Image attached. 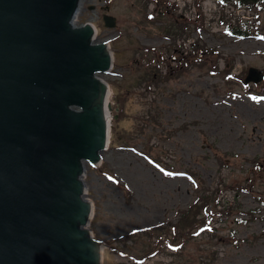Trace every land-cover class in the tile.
<instances>
[{
  "label": "rangeland",
  "instance_id": "rangeland-1",
  "mask_svg": "<svg viewBox=\"0 0 264 264\" xmlns=\"http://www.w3.org/2000/svg\"><path fill=\"white\" fill-rule=\"evenodd\" d=\"M167 1L177 10L157 7L152 0L84 1L79 25L95 26L97 40L112 47L114 65L103 79L110 87V141L115 143L102 163L85 174L94 209L89 228L105 245L103 264H264V179L246 190L251 161L264 159V97L253 95L264 81L243 83L250 68L264 74V12L254 19L234 4L202 0L198 19L199 0ZM105 13L117 19L116 28L105 26ZM174 20L185 31L188 26L175 44L161 28ZM246 26L255 31L251 37L234 33ZM197 42L221 55L206 54L202 68L192 66L179 78L153 80L149 86L143 82L148 78L143 64L153 59L145 58L146 49L168 47L163 57L175 67L180 56L190 58ZM169 64L161 65L162 77ZM231 64L237 79L224 74ZM102 165L106 173L100 172ZM207 190L211 194L204 195ZM214 192L241 213L217 212L209 228L197 231L183 250L166 249L153 259L135 261L152 239L146 230L176 223L178 211L194 206L201 195L211 196L212 202ZM134 232L138 235L122 241Z\"/></svg>",
  "mask_w": 264,
  "mask_h": 264
},
{
  "label": "water",
  "instance_id": "water-1",
  "mask_svg": "<svg viewBox=\"0 0 264 264\" xmlns=\"http://www.w3.org/2000/svg\"><path fill=\"white\" fill-rule=\"evenodd\" d=\"M84 1L0 0V264L103 261L85 174L110 143L113 56L79 25ZM262 81L250 68L244 84Z\"/></svg>",
  "mask_w": 264,
  "mask_h": 264
},
{
  "label": "trees",
  "instance_id": "trees-1",
  "mask_svg": "<svg viewBox=\"0 0 264 264\" xmlns=\"http://www.w3.org/2000/svg\"><path fill=\"white\" fill-rule=\"evenodd\" d=\"M152 1L157 5V7H164V8L176 7L175 4H172L167 0H152ZM201 2L202 0L198 1L199 4V14L197 17L198 19L203 16L202 14L203 11H201V7H200ZM216 2H218L220 5L224 7H226L227 4H234L236 5L237 8L244 9L246 12L252 14L254 19H259L261 14L264 12V0H216ZM148 16L150 18V15ZM245 22H250V21H245ZM195 23L198 24L197 20ZM258 23L259 22H257V24ZM161 28H163V30L165 31V36L169 37V39L172 40L173 44L177 42L178 37H181L182 35L183 36L187 35L186 32L188 30L187 29L188 26L185 31V27L178 25V23L175 22V20L171 23V25L166 27L163 26ZM254 32L255 31L252 30V27L246 26L245 30L238 29V31H235L234 33L239 37L248 38L251 37L254 34ZM259 32H261V29L259 30ZM255 36H263V35H255ZM199 42H197V46H198L196 47L197 58L196 61L194 62V65L196 67L202 68L203 64L201 62H203V57L206 54L218 55V56H220L221 54L218 52V50L216 51V49L215 50L207 49L205 44L201 45ZM165 49L169 50L168 47H164V49H160V51L156 48L146 49L145 58H147V56L149 55L151 56V58H153L150 60H145V63L143 64L145 72L148 76V78L146 77L144 78L143 82H146L148 86L150 85V82H152L153 80L169 81L179 78L186 71H188L189 68H191L192 63L190 61L189 56H187V58H185L184 56H180V58L177 59V63L179 64H177L175 67H172L171 63L170 64L167 63L169 59H165V57H163L164 56L163 52H165ZM156 50H158L159 53ZM173 54L176 55V52ZM171 57L172 55H170V58ZM154 62L157 65H159V67L157 65H153ZM162 64L170 65L168 74L163 75L164 77H162V73L161 71H159ZM232 66L233 64H231L230 68H225L224 74L232 76V78L237 79L239 78L238 76L231 74ZM213 72L219 75L221 74L215 70ZM246 74L247 72L245 71L241 78H245ZM261 88L262 90H259L258 93H254L253 95L257 97H264V84L261 86ZM118 116L120 118L121 114H118ZM114 143H115V139L111 140L110 145L114 146ZM251 162L253 164V168L251 169V173H250V175H252V178L251 181L248 183L247 185L248 188L246 190H250V188L256 181H261L264 179V159L260 160L256 158L253 159ZM105 169H106L105 166L102 165V167L100 168V172L106 173L104 172ZM107 174L112 175L111 173H107ZM111 178L118 184L120 189L123 190L125 195H129L128 189L122 183H120L115 176ZM237 190L244 191L241 189H237ZM203 194L204 195L211 194V192L207 190L203 192ZM218 207H221V209H218ZM235 210L237 211V213H241L240 208H237L235 205L225 206L222 202H220L219 197L218 195L215 194V192L212 202H211V196L201 195L199 197V202L196 203L194 206H192L189 209H185L183 211L177 212L178 221L176 223L174 224L166 223L163 225H158L156 227H153L152 229L146 230L144 234H150L149 237L152 239H149L150 243L146 246L145 252L139 258L135 257L134 259L138 263H142L144 261L157 257L158 255L163 253L166 249H171L177 253L180 250H183L184 246L193 240V238L196 236L195 233L197 231L203 232L209 228V224L212 221L211 218L215 217L217 212L221 213L222 215L232 216ZM251 215L252 217L255 216L254 212H251ZM144 231H139V232H144ZM137 235L138 232L131 233L128 237L123 238L122 241L124 243H127ZM122 254L126 255L127 253L122 252Z\"/></svg>",
  "mask_w": 264,
  "mask_h": 264
},
{
  "label": "flooded vegetation",
  "instance_id": "flooded-vegetation-1",
  "mask_svg": "<svg viewBox=\"0 0 264 264\" xmlns=\"http://www.w3.org/2000/svg\"><path fill=\"white\" fill-rule=\"evenodd\" d=\"M184 54L186 55L187 52L184 53ZM188 55H190V61H191V63H194L196 61V58H197L196 51H192V53H188Z\"/></svg>",
  "mask_w": 264,
  "mask_h": 264
},
{
  "label": "bare ground",
  "instance_id": "bare-ground-1",
  "mask_svg": "<svg viewBox=\"0 0 264 264\" xmlns=\"http://www.w3.org/2000/svg\"><path fill=\"white\" fill-rule=\"evenodd\" d=\"M107 106H108V103H106V106L105 107H107ZM106 115H107V121L110 122L111 121V118H112V113L110 111H107ZM104 249H105V245L103 244L102 245V251Z\"/></svg>",
  "mask_w": 264,
  "mask_h": 264
}]
</instances>
